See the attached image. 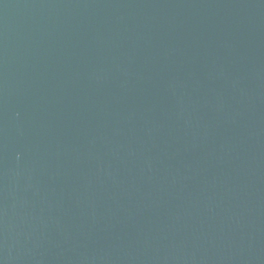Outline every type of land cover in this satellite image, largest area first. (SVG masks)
<instances>
[{
	"label": "water",
	"instance_id": "water-1",
	"mask_svg": "<svg viewBox=\"0 0 264 264\" xmlns=\"http://www.w3.org/2000/svg\"><path fill=\"white\" fill-rule=\"evenodd\" d=\"M0 264H264V0H0Z\"/></svg>",
	"mask_w": 264,
	"mask_h": 264
}]
</instances>
